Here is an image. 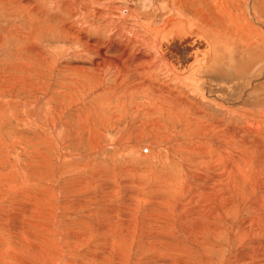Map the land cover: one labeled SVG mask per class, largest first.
<instances>
[{"label": "rangeland", "instance_id": "rangeland-1", "mask_svg": "<svg viewBox=\"0 0 264 264\" xmlns=\"http://www.w3.org/2000/svg\"><path fill=\"white\" fill-rule=\"evenodd\" d=\"M28 1H32L31 4L37 2L39 6L41 5V8L44 6L48 16L59 13L63 17H68L65 12L54 11L51 7V1ZM28 1L15 0L12 5H6V8L0 3V176H3L0 177V190L7 192L4 193L6 197L1 194L0 205H4L3 208L7 212L12 209L9 214L11 212L15 213L14 215L17 214L16 217L18 218L20 215L18 213L21 212L20 209L15 210V208L20 207L22 209L20 204L23 201L20 200L24 199L26 204H22L27 207L22 211L24 210L25 217L29 216L31 218L33 214L30 212L26 214L25 212L28 208L27 204L37 194L43 197L47 196L46 198L56 196V193L58 195L57 186L61 188L60 194L62 192V195L65 198L67 197L66 199L70 200L71 198L73 200V197L76 198L75 200L83 199V201H77L80 208L70 216L64 215L61 217L60 222L61 226L62 223L72 222L74 219L78 221L85 220L93 224L99 223V225L94 224L97 226L95 228L99 229L92 232V234L91 232L90 234L77 232L76 236L74 233L71 234L75 237L70 236L72 238L68 240L71 239V245H74L72 251L74 250L73 254L75 253L73 257L75 263L80 259H84L82 254L88 252V254L100 256L97 258V264L102 263V261L103 264H237V261L242 260L240 254L244 252L243 245L249 244L248 248H254V242L250 240L255 238L258 239V243L263 245L262 247L258 244L261 253L264 254V227L257 232L254 231L255 228H250L248 234L242 235V229L246 226L248 217H262L264 215V203L257 202L264 198V159H261L264 158L262 156V154L264 155V121L256 128V123L260 118L259 110L256 111L254 108L249 110V119L238 114L228 113L225 109H220L215 103L204 100L200 93L190 91V86L186 87L177 82L165 69L158 68L156 72H153L152 79L158 84L164 87L168 86L177 95L186 98V101L191 102L200 110H204L210 116L223 118L228 125L233 127L225 128L233 137L231 141L227 140V148L231 150L232 155L228 158V170H224V173L219 167V171L218 169L214 170L215 173H222L223 179L221 181H223L221 185L207 190L206 194L200 195L199 191L201 190L197 189L198 183L190 176L196 168V162L193 160L194 158H190L189 151L192 146L202 145L206 142L216 148L217 142H213L209 137L212 135L215 140L220 139L218 130H210L208 135L198 129L196 125L194 126L193 122L187 123V119L184 118L183 114L181 116L177 115L179 116L178 119H172L168 118L167 110L157 113L153 110L154 105H151L154 102L149 99L151 92L146 95L142 91H131V89L122 91L120 89L117 95L112 96L113 92L106 94L107 86L116 82L115 79L119 76L116 75L117 72H107V66L103 67L104 69L102 68V75H108L104 82H100L101 80L93 81L89 79L90 77H88V82L84 81L87 78L78 72L77 67L87 61L90 62L91 59L96 57L81 52L84 49L81 48L83 45L77 42L76 36L66 37L57 19L35 21L38 18L35 13L28 11L27 8L29 7L27 6L30 4ZM247 1L246 3V0H227L225 6L227 12L224 10L223 13L222 9H215L214 12L242 18V12L248 11L245 7L246 4H250V0ZM133 2H136L134 4L137 6L140 5V0H133ZM251 2L252 14L250 16H255V18H252V21L249 19V21L251 26L260 28L261 33L264 35V5L259 0H251ZM121 3H124V1ZM103 7L104 4L97 5V8ZM68 9L65 10L69 13ZM187 11L191 13L193 9H187ZM88 16L97 20L100 19L93 11ZM143 17L140 23L143 24L146 19L145 22L148 25V17L150 19V16L146 13ZM36 22H39L38 25L41 22V26H47L46 34L43 30L39 31L38 29L37 33L31 28L37 24ZM80 22H84L87 27L88 21H66V25L69 26L68 23H70L81 27L83 24ZM125 22H127V29L134 28L131 29V32L136 36L139 37V35L145 34L146 31L141 27V24H137L136 21ZM118 23L115 27L120 25L119 21ZM243 23L244 21H239V25L234 26L237 31L235 29L230 31L233 27H229L231 32L229 34H233L232 37L240 38L239 49L242 48V37L238 35V31H244L247 36V31L242 30V27L240 28L244 25ZM80 31L85 33L87 37L106 41L104 45L108 44L110 46L112 44L111 47L123 42L118 36L110 38L109 34L113 31L107 30V28L99 30L98 27L96 29L93 26L92 28H86V31H84V28ZM253 34L257 41L262 43V39L256 35V31H253ZM29 35L32 36L31 40H29ZM26 40L30 41V44H33L34 47L36 46L44 51L42 53L47 58L44 56V59L41 60L35 53L30 54L26 48ZM229 41V44L232 43V40ZM148 48V45L147 49H143L139 44H134L130 50L133 53L140 50L143 54L150 55L155 59V50ZM258 51L260 58L256 59L255 62L247 60L253 68H258L264 63V50L259 49ZM84 54H87V56ZM244 57L246 56L244 55ZM260 61L261 63H259ZM241 63L242 60L237 57L238 67H236L239 68V78L248 74V70H244ZM232 65L234 64L232 63ZM147 69L146 67L141 77L143 79L140 81H145L148 86ZM260 73H264V71ZM263 75L259 74L255 79L264 81ZM243 77L240 78L241 81L248 78L247 76V78L244 77L245 79ZM262 89H264V85ZM258 92L255 94H260L261 98L264 91L259 90ZM262 99H264V96H262ZM179 103L182 104V100H179ZM100 105H103V107ZM180 106L182 108V106L186 107L187 105ZM262 106V109H264V100ZM164 107L166 109L167 106ZM199 117L204 120L209 119L203 116ZM261 118H264V116ZM180 119L186 125L180 126ZM247 127L251 133L248 132ZM196 136L198 137L196 138ZM188 138L189 140H187ZM246 149L249 150L245 151ZM244 153L250 158L251 168L238 159L239 155ZM251 153L253 154L251 155ZM179 159L183 160L191 169L185 182H183L181 174L183 168ZM5 175L7 178H4ZM173 176L177 178V186L181 190H183L184 184L186 185L185 188L188 187L186 193L183 192L184 190L177 193L175 188L174 190L170 188L173 187V181L176 179ZM10 185H12V189H9ZM259 185L262 186L259 187ZM79 189L80 192H78ZM44 190L45 192H43ZM51 190H53L52 193ZM224 191L226 194L222 195ZM177 198L181 199L178 200ZM191 198H194V201ZM16 201L18 205H15L17 207L12 208ZM177 201L184 204L183 207L187 203L191 208L192 205L195 207L198 203L205 204L207 202L211 203L214 208L209 213L207 211L201 213L200 221L195 220L198 224L190 222L192 220L190 216L184 218L183 211L182 213L177 211L175 216L178 217L180 214L179 217H181H178V219L171 218V221H168L169 225L158 230L165 236L163 238L164 243L156 242L152 244L153 247L150 246L149 241L153 240V237H148V225H152L153 222L151 214L160 213L161 210L157 209H160L158 206H161L162 202L173 204ZM227 203L231 204L229 210L220 208ZM92 204L95 207H92ZM180 206L182 207V205ZM260 207L263 212L257 210ZM114 208L118 210L116 211ZM94 211L95 214H93ZM44 212L43 209L37 214ZM148 215L151 216V219ZM12 217L14 216L12 215ZM110 217L109 221L108 218ZM114 218L116 219L114 220ZM205 218L213 223L215 222L218 227L217 230L205 231L204 226L200 225ZM77 220L76 222H78ZM107 221L115 222L125 233L126 238L124 240L126 242L120 240L119 247L116 246L119 242L115 245L116 239L104 238L103 234L108 236V233L101 229L100 225L102 227L103 223H107ZM262 223L264 224V217H262ZM67 228L63 227L61 229L65 230ZM79 233L83 234L82 238ZM131 234L132 240L129 241ZM63 235L67 236L68 233H63ZM102 237L105 239L104 241ZM83 238L85 240H81ZM75 239L78 241H75ZM160 239L162 240L161 237ZM114 240L116 241L114 244L108 242ZM117 240H119L118 235ZM120 252L123 254L121 257ZM103 253L104 255H102Z\"/></svg>", "mask_w": 264, "mask_h": 264}, {"label": "bare ground", "instance_id": "bare-ground-1", "mask_svg": "<svg viewBox=\"0 0 264 264\" xmlns=\"http://www.w3.org/2000/svg\"><path fill=\"white\" fill-rule=\"evenodd\" d=\"M24 1L26 2L28 0H24ZM48 1H51V7L54 11L65 12L68 17H63L59 13H57V15L48 16L45 7L43 6V8H41L40 7L41 5L39 6L37 2L36 3L34 2V4H31L32 1L31 2L28 1L30 4L27 7L29 8L27 7L26 8L28 9V11L36 14L38 19H36L35 21H50V20L52 21L53 19H57L59 21L62 32L63 33L65 32L66 37H71V35L76 36L77 42L80 43V45H83L81 46V48L82 49L84 48V49L81 50V52H84V53L86 52L89 56L93 55L96 57L95 59L94 58L91 59L90 62L87 61L84 64L79 65L77 67L78 72L81 75H83L85 78H87V79H84V81L88 82L89 81L88 77H90L89 79H92L93 81L101 80L100 82H104V79L108 75L103 76L102 71L104 69L103 67L107 66L106 67L107 72H110V71L114 73L117 72L116 75H119V76L116 77L115 79L116 82L107 86L106 94H108L109 92H113L112 96L117 95L120 89H122V91H125V89L127 91L130 89L131 91L132 90L142 91V93H146V95L147 94L149 95L151 92V97H149V99H152V102H154V104H151V105H154L153 110L156 111L157 113L158 112L162 113L164 110H167L168 118H172V119L174 118L178 119L179 116L177 115L181 116L183 114L184 118L187 119V123L190 124V122H193L194 126L196 125L198 129H200L203 133L206 132V134L208 135L210 134L209 133L210 130H214V129L218 130L220 139L215 140L212 135L211 137H209L210 139H212L213 142L215 143L217 142L218 145L216 148H213L210 144L206 142L205 144H202V145L199 144L198 146H192L191 149L189 148L190 151L189 149L188 151H189L190 158L192 159L194 158L193 160L196 162L195 163L196 168H194V172L191 173L192 175L190 176H192L193 179H195L196 182L198 183L197 189L199 188V190H201L199 191V194L200 195L206 194L207 190L214 189L218 185H221V182L223 181V180L221 181V179H223V176L221 174L228 170V158H230V155H231V150H228L227 148L228 147L227 140L231 141L233 138L227 132V130H225V128L228 129V128H233V127L231 125H228V123H226L223 118H220L218 116H210L204 110H200L198 107L194 106L191 102L186 101V98H182V96L177 95L174 92V90L170 89L168 86L166 87L161 86L160 84H158L156 81L152 79V74L153 72H156L158 68L165 69V71L171 74L177 82H180L186 87L190 86L189 87L190 91L194 93H200V96L204 100L208 102L210 101L213 104L215 103L216 105H218L220 109H225L228 113H231V114H238L239 116L248 118L249 110L254 108V110L257 111L258 109L260 112V118L258 119V122L256 123V128H258L261 125V123L264 121V118H261L262 116H264V109H262L263 107L262 102L264 100L262 99V96L264 95H262L260 98L259 96L260 94L256 95L255 93H259L258 92L259 90L264 91V89H262V86L264 85V81L262 79L257 80L255 78H257L259 74H264V73H260L264 71V65H263L264 63L261 64L263 66L260 65V67L258 68L256 67L257 68L256 69V68H253L252 65L248 63V61L255 62L256 59L260 58L258 50L259 49L264 50V35L261 33L260 28L251 26L250 21H252V18H255V16L254 17H251L252 15L250 16V14H252L251 0H250V4H246L245 9H247L248 11L242 12V15H243L242 18H239V17L237 18L236 16L230 17L224 14L222 15L221 13L214 12L215 9H222L224 13L227 0H140L139 6L134 4L136 2H133V0H121V1L120 0H89V2L88 0H48ZM123 1L124 3H121ZM259 1L264 5V0H259ZM14 2L15 0H0V3L5 8H6V5H12V3ZM247 2L248 1L246 0V3ZM99 4H104V7L97 8V5ZM67 8H69L68 9L69 13L65 10ZM187 9H193V11L189 13ZM147 10L148 12H146ZM92 11L98 18H100L99 20H97L94 17H91L92 15L88 16V14ZM225 12H227V10H225ZM233 12L236 13V11H233ZM146 13L150 16V19L148 17V23H147L148 25H146V22H145L146 19L143 22V24L142 22L140 23L141 19L144 18L143 15H145ZM66 21H86V22L88 21L87 22L88 25L86 27V24L84 22L83 23L80 22L81 24H83L81 25V27L74 26L73 24H70V23H68L69 26H67ZM100 21H104V22H100ZM118 21L120 22V25L115 27ZM125 21H136L137 24L139 25L141 24V27L144 29V31H146L145 34L139 35V37L136 36L134 33L131 32L132 31L131 29L133 27L130 30L126 28L127 22ZM239 21H244L243 23L244 25L240 26V28L242 27L241 28L242 30L247 31V36L244 33V31H238V35L242 37L241 39L242 48L240 47L241 49L238 48V43L240 41V38L232 37L233 34L232 35L229 34L231 33L230 31H233V29H235L234 26L239 25ZM36 23L37 24H35V26L31 27L32 29H34L35 32L38 33V29H39V31L43 30L44 33L45 32L47 33V28H46L47 26L46 27L41 26V22H40V25H38L39 22H36ZM93 26L96 27V29L98 27L99 30H104L105 28H107V30L113 31V33L111 32V34H109L110 38H114L115 36H118L120 37V40L122 39L123 42H120L121 44H116L113 47H111L112 44H110V46L108 44L104 45L106 44V41L104 42L99 39H93L90 36L87 37L85 33H82V31H80V29L82 28H84V31H86V28L87 29L92 28ZM229 27H233L231 28L232 30L229 31L230 29ZM253 31H256V35L261 37L262 43H259L257 41L256 37L253 34ZM29 37H30L29 40H31L32 36L29 35ZM229 40H232V43L229 44L230 42ZM26 43H27L26 44L27 51L30 52V54L35 53L37 57L41 58V60L42 58L44 59V56H46V55H43L42 53L44 51H41L36 46L34 47L33 44L31 45L30 41L28 42L26 40ZM134 44L135 45L139 44V46L142 47L143 49H147V45L149 47L148 49H151V50L154 49L156 52L155 59L150 55L147 56L143 54L140 50L135 52L137 49L136 47H135L136 49H134L135 53H133L132 50L130 49H132ZM255 48H258V49L254 50ZM76 52L79 53L78 51ZM87 54H84V55L87 56ZM244 55L246 57H244ZM237 57H239L242 60L241 65L243 66V69L248 70V74L246 75L248 78L244 76L247 78V80L242 76L245 80L241 81L240 78L242 77L239 78L238 76L240 73L238 71L239 68L237 69L238 67ZM232 63L234 65H232ZM259 63H261V61ZM41 66L43 67V65ZM146 67L148 68L147 69L148 70L147 71L148 81L146 80L148 82V86L145 83V81H140L143 79L141 77L143 76L142 74L144 73ZM262 68L263 70H261ZM29 70H32V69H29ZM118 71H119V74H118ZM260 77L261 75L259 76V78ZM157 97H158V100H157ZM179 100H182V104L179 103ZM180 105H187V106L186 107L182 106L183 108L182 109ZM100 106L103 107V105H100ZM164 106H167L168 108L166 107L165 109ZM199 116L209 118L210 120L209 119L204 120L202 119V117L200 119ZM179 123H181L180 126L186 125L183 121H181V119L179 120ZM171 130L173 131V129ZM248 132L251 133L249 129H248ZM250 135H253V134H250ZM197 137L198 136H196V138ZM187 140H189V138ZM259 145L261 144L259 143ZM229 148L231 149V147ZM248 150L249 149H246L245 151H248ZM252 154L253 153H251V155ZM235 156H238V155H235ZM262 156L264 155L262 154ZM238 159H240L242 162H244L251 168L250 158L247 155H245V153L243 155H239ZM261 159H264V158L262 157ZM200 160H203V161H200ZM180 163L182 164V168H183L181 171L183 182H185L188 179L189 171H191V169H190V166L184 163L183 160L182 161L180 160ZM218 167L223 171V172L220 171L222 172L221 174H219V172L218 173L214 172V170L218 169ZM4 178H7L6 175ZM247 179L249 178L247 177ZM12 185L9 186V189H12L11 187ZM172 185L173 187H170V188L173 190L175 188L177 193L183 190H184L183 191L184 193L187 192L188 187L185 188L186 186L185 184H184L185 189L183 188V190H181V188L177 186L178 185L177 178L174 179ZM261 186L259 185V187ZM57 187H58L57 190H59L58 191L59 193L57 195V193L55 192L56 196H53L52 194L53 197L50 196V198L48 197L49 198L48 199L46 198L47 196L43 197L37 194L36 197H34V199L32 198L33 200H31V202L27 204L28 208L25 211L26 214L29 212L33 214L31 215L33 216L31 218H29V216L25 217L24 210L22 211V209L24 208L26 209L27 207L23 199L24 197L22 198L23 200L18 199L21 202L23 201L22 203H25L23 205L19 201L21 203L19 204L22 206V209L20 207L15 208L17 207L15 205L17 204V201L16 203L13 204L14 207H12L11 205V207L15 208V210L20 209L21 213H18L20 214L18 218L16 217L17 214L16 216L14 215L15 213L11 212V214L14 217H12V215L9 214V212L12 209L8 210L9 212H7L6 209L3 208L4 205L3 206L0 205V264H76V263L77 264H94V263L97 264L96 261H98L97 258L99 255L95 256L92 254H88V252H84L86 254L81 253L83 255L82 258L84 259L78 260L79 259L78 258L79 256H78L77 257L78 259H76L78 261H76V263L73 260L75 253L73 254L74 250L72 251L74 245L73 244H72L73 246L71 245V241H70L71 239L68 240L69 238H72L70 236L75 237L77 232H81V233L84 232V234H90L91 232L92 234V232L98 230L99 228L98 229L95 228L97 226L94 224H97V223L93 224L91 222L92 223L91 224L85 220H80V218H79L80 221L76 219L78 222H76V220L74 219V221L72 222L62 223V226H61L60 225L61 217H63L64 215L70 216L74 214L78 210V208H80L77 201H83V199L75 200L76 198L73 197V200L75 201H73L71 198L70 200H68L66 199L67 197L65 198L62 195V192L60 194L61 188L59 186ZM80 189L78 190V192H80ZM167 189H169V187H167ZM45 190L43 192H45ZM53 190H51V193ZM4 193H7V192L0 190V197H1V194L4 195ZM197 193H198V190H197ZM222 193H223L222 195L226 194L225 191ZM47 195L49 196V194ZM193 199L191 198V200ZM41 200L43 201L42 203H41ZM257 202L264 203V198L258 200ZM180 205H182V207ZM183 205L184 204H182L179 201L173 204L172 203L166 204L162 202V205L158 206L160 207V209H157V210H161L160 213L156 212L158 213L156 215L151 214V216H153L152 220L154 223L152 222V225L151 224L148 225L149 226L148 237L149 238L153 237L152 241L148 240L150 246H152V244L153 243L155 244L156 242L157 243L163 242V238H165V236H163L162 233L158 232V230L163 229L167 225H169L170 223L168 221L169 220L171 221V218L178 219L180 214L178 215V217H176L175 213L177 211H180L181 213L183 211L184 218H187L188 216H190L192 217V220H193V221L191 220L190 222H195V220L200 221L201 213H204L205 211L209 213L214 208V206L211 203H207V202L205 204L198 203L196 204L197 206L195 207L192 205L191 208H189L190 205H188V203L185 204L184 207ZM230 206L231 204L227 203L224 206H221L220 208L229 210ZM5 207H9V206H5ZM92 207H95V205L92 204ZM114 207L116 206L114 205ZM199 208H201L200 211H199ZM43 209L45 210L44 213L37 214L39 211ZM257 210L259 211L261 210V212L264 211L261 207ZM114 211L113 213L116 212ZM89 212L91 211L89 210ZM93 214H95V211L93 212ZM151 216H149L150 219H151ZM262 217H264V215ZM262 217L260 216L253 217V218L248 217L246 221V226L242 229L243 230L242 235L248 234L250 228H255L254 231L257 232L260 228L264 227V224L262 223ZM206 218L200 224L204 226V230L205 231H210L213 229L217 230L218 227L216 226V223L215 222L213 223L212 221L207 220ZM109 219H111V217L108 218V220ZM115 219L116 218H114V220ZM8 221L12 223L10 224V222ZM109 221H107V223L106 222L103 223L102 227L100 225V228L108 233V236H105V234H103L104 238H107V239L111 238L110 240L116 239L117 242L115 240L112 241L113 243L110 241L108 242L110 244H114L116 242L115 245L119 242L118 245H116L117 247H119V244H121L120 240H124L126 238L124 235L125 233H123V230L118 224H116L115 222L112 223ZM195 223L198 224L197 222ZM97 225H99V223ZM63 227L64 228L68 227V228L65 230H62ZM152 227L154 228L151 229ZM130 232L132 231L130 230ZM63 233H66V234L68 233L69 236L68 235L64 236ZM72 233H74L75 236L71 235ZM82 235L83 234L79 233V236L81 238H82ZM117 235H118L119 240H117ZM160 237L162 238V240L160 239ZM241 237L245 239L243 236ZM104 238L102 237L103 241L105 240ZM131 238H132V234L130 236V240L129 239L128 240L131 241L132 240ZM81 240H85V239L83 238ZM75 241H78V240L75 239ZM250 241L254 242V248L253 247L251 249L248 248L249 244L243 245L244 252L240 254V257H242V260L237 261V258H236L237 264H264V254L261 253L260 247L258 246V244H260L258 243L259 242L258 239L255 238L254 240H250ZM260 246L263 247V245L261 244ZM121 251L124 252L123 250ZM120 253L119 255L121 257V255L123 254L122 253L120 254ZM102 255H104V253ZM98 264H103V261L102 263L99 262Z\"/></svg>", "mask_w": 264, "mask_h": 264}]
</instances>
